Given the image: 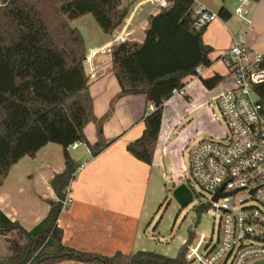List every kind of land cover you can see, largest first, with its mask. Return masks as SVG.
Instances as JSON below:
<instances>
[{
  "label": "trees",
  "instance_id": "obj_1",
  "mask_svg": "<svg viewBox=\"0 0 264 264\" xmlns=\"http://www.w3.org/2000/svg\"><path fill=\"white\" fill-rule=\"evenodd\" d=\"M192 0H174L148 17L142 41L122 40L111 47L112 72L120 84L109 110L101 117L94 112L90 74L86 69L88 46L81 30L72 22L92 14L101 30L112 34L127 18L130 8L123 0H0V186L11 168L22 158L35 157L48 143L63 147V171L50 180L56 199H47V215L31 229L10 219L0 208V234L16 231L10 255L0 264H184L193 232L176 256L154 250L116 251L102 254L77 249L64 242L58 220L67 188L82 163L70 151L80 141L96 156L109 143L104 122L118 99L144 95L151 112L177 89L195 77V68L209 65L213 47L196 29ZM219 15L231 12L222 5ZM264 64V63H263ZM95 122L97 140L89 142L85 128Z\"/></svg>",
  "mask_w": 264,
  "mask_h": 264
},
{
  "label": "crops",
  "instance_id": "obj_2",
  "mask_svg": "<svg viewBox=\"0 0 264 264\" xmlns=\"http://www.w3.org/2000/svg\"><path fill=\"white\" fill-rule=\"evenodd\" d=\"M141 1L132 2L127 18L112 34L104 33L95 25L92 27L93 23L87 17H80L82 28L72 23L81 30L88 46L86 69L90 74V90L97 117L109 110L113 97L120 91V84L112 72V45L126 39L142 41L148 17L159 11L151 4L150 7L145 6L147 3ZM198 1L204 5H214L213 8L217 6L216 12L224 5L232 14V8L225 1L223 4L220 0ZM217 20L224 23L222 17ZM246 39L249 45L257 47L251 43L247 34ZM230 41L229 38L227 43H220V49L224 51ZM208 60L209 65L200 76L188 78L183 97L174 94L158 108L157 113L160 115L157 118L151 115L153 110L149 109L150 104L144 95H128L118 99L113 113L104 122V136L109 145L96 156L90 153L92 157L86 159L84 164L80 159L83 153L86 155L89 152L88 144L84 143L85 151H79L81 158L73 156L82 166L69 185L72 202L63 209L58 220L64 230L63 239L66 244L109 255L118 250L128 253L156 250V244L153 245V239L147 234L153 211L151 205L154 202L147 198L151 187H137L139 198L134 199L137 189L125 185L127 182L135 183L132 177L136 183L142 179L144 186L150 170L156 169L158 173L166 171L164 148L173 140L171 136L175 129L181 126L182 130L185 125L183 121L187 117L190 119L178 137L179 143L197 131L199 119L207 125L205 108L226 86L225 76L215 72L214 62L209 57ZM202 112L204 115H200ZM85 132L89 142L97 140L95 122H90ZM145 139L151 143L152 167L129 152L131 147L139 146ZM55 144L48 143L35 157L26 156L19 160L0 186V208L10 219L19 221L27 229L34 227L47 215V199H56L50 180L55 173L63 171L65 164L63 147ZM80 148L81 145L73 150L78 151ZM167 155L172 159L174 169V153ZM117 176H120L123 187L118 186ZM125 189L129 190L128 194ZM144 190L145 200L142 201ZM59 264L84 263L70 260ZM254 264H264V260Z\"/></svg>",
  "mask_w": 264,
  "mask_h": 264
},
{
  "label": "built area",
  "instance_id": "obj_3",
  "mask_svg": "<svg viewBox=\"0 0 264 264\" xmlns=\"http://www.w3.org/2000/svg\"><path fill=\"white\" fill-rule=\"evenodd\" d=\"M172 1L142 0L141 3L160 10ZM192 1L196 29L221 17L200 1ZM252 3V0H239L235 7V13L247 20L249 29L254 22L248 17ZM220 57L227 67L226 86L205 108L207 125L198 118L195 133L180 143L177 137L164 148L177 159L185 152L188 157L187 161L176 159V167L170 174L173 185H185L192 197V186L187 182L193 180L209 195L208 202L200 201L196 208L200 212L220 213L215 236H198L193 232L184 264H254L264 260V50L249 45L246 33H238L233 34L229 48ZM206 66L198 65L195 77ZM184 93L185 87L174 91V94ZM212 101L218 105L222 121L215 115ZM155 108L150 104V110ZM202 135L205 137L197 139ZM81 143L74 142L70 149ZM67 189L64 209L72 202L69 186Z\"/></svg>",
  "mask_w": 264,
  "mask_h": 264
},
{
  "label": "rangeland",
  "instance_id": "obj_4",
  "mask_svg": "<svg viewBox=\"0 0 264 264\" xmlns=\"http://www.w3.org/2000/svg\"><path fill=\"white\" fill-rule=\"evenodd\" d=\"M123 1H125V5H128L131 9V5L134 0ZM224 1L227 2L232 8L231 17L228 19L223 18L224 23L219 20L210 23L203 34L204 42L213 47V50L209 55L210 60L214 62L213 70H216L215 72H218L223 77L228 72L226 64L222 58L219 57V54L222 55L223 52L229 48L232 41V33L235 35L238 33H246L252 44L257 46L259 49L264 50V0H252L253 3L250 7V14L248 17L253 18L254 22L250 29L248 27L249 24L247 20L235 13V7L239 0H220L222 4ZM134 3L136 4L137 2ZM145 6L150 7V4L147 3ZM206 6L212 11L218 10L217 6H215V8L212 7L214 5L207 4ZM154 8L159 10L155 6ZM82 17L91 19L90 21L93 23L92 27H99L92 14H87ZM80 19L81 18H78L72 23H74V25L78 26L79 28H82ZM229 38L231 41L228 47L224 48V51H222L219 47V44L227 43ZM215 43L216 46H214ZM181 96L183 97V95ZM211 107L218 119L222 121L218 105L212 101ZM189 119L190 118L187 117L183 123L187 125ZM146 124L149 125V123ZM180 135L181 126H178L173 132L171 139L174 140ZM202 137H205V135L199 136L197 139ZM82 150L85 151L84 143L81 144V148L78 151L70 149L71 154L78 158H81L79 157L78 153ZM150 150L151 143L148 141V139H145L140 143L139 146L131 147L129 152L133 153L137 158L143 161V163H147L150 165V167H152V156ZM88 153L86 155L83 153L84 156L80 159L82 160L83 164L85 163L86 159H90L92 157L90 153ZM54 158L57 159L56 156H54ZM163 158L166 171L162 170L160 173H158L156 169L150 170V175L147 177V183L146 185L144 184V186L142 179L136 183V180L131 177L135 183L132 184V182H127L125 187H134V190H136L137 187H147L148 185L151 187V192L149 195H147V198L153 200L154 202L151 205L153 211L150 217L151 223H149L147 229L148 237L153 239V245L154 243L156 244V250L154 249L156 252L163 253L168 256L175 254L174 256H176L181 246L186 242L190 230L191 232L195 231L198 236L200 234H205L207 237H210L211 235L215 236L220 213L218 211L208 210H203L200 212L198 208H196V205H198L200 201L202 203L208 202L209 195L205 194L193 180L187 182L189 186H192L191 188L193 196L187 204H182V202L179 201L174 194L176 187L173 185L174 183L170 176V174L173 172L172 159L169 158L165 151L163 153ZM187 159V153L185 152L182 158H178L177 161H187ZM117 179L119 184L118 186L123 187L121 185L120 176H117ZM138 190L139 189L134 192L136 195L134 199L139 198V195H137L139 193L137 192ZM125 191L126 194L129 193V190L125 189ZM145 193L146 190H144L142 193V201L145 200ZM13 239H19V234L16 231L8 235L0 234V260L5 259L10 255L11 251L9 246Z\"/></svg>",
  "mask_w": 264,
  "mask_h": 264
},
{
  "label": "water",
  "instance_id": "obj_5",
  "mask_svg": "<svg viewBox=\"0 0 264 264\" xmlns=\"http://www.w3.org/2000/svg\"><path fill=\"white\" fill-rule=\"evenodd\" d=\"M175 196L182 204H187L191 200V192L185 185L176 186L174 191Z\"/></svg>",
  "mask_w": 264,
  "mask_h": 264
}]
</instances>
